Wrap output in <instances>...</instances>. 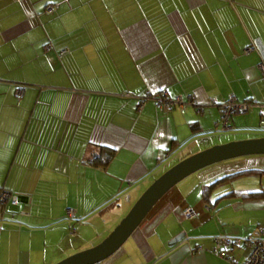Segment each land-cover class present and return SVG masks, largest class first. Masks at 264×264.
Returning <instances> with one entry per match:
<instances>
[{
    "label": "crops",
    "instance_id": "1",
    "mask_svg": "<svg viewBox=\"0 0 264 264\" xmlns=\"http://www.w3.org/2000/svg\"><path fill=\"white\" fill-rule=\"evenodd\" d=\"M263 58L264 0H0V189L19 196L0 209V264L95 246L179 161L264 136ZM158 92L193 103L159 109L146 98ZM232 95L254 105L226 131ZM259 158L234 170L257 169L235 178L250 181L219 182L209 202L226 163L183 179L105 263L230 264L216 237H264ZM226 250L244 262L252 248Z\"/></svg>",
    "mask_w": 264,
    "mask_h": 264
},
{
    "label": "water",
    "instance_id": "2",
    "mask_svg": "<svg viewBox=\"0 0 264 264\" xmlns=\"http://www.w3.org/2000/svg\"><path fill=\"white\" fill-rule=\"evenodd\" d=\"M253 155H264V136L215 144L184 158L154 179L100 243L69 255L55 264H102L132 236L157 202L183 179L218 162ZM177 241L178 239L174 242Z\"/></svg>",
    "mask_w": 264,
    "mask_h": 264
},
{
    "label": "built area",
    "instance_id": "3",
    "mask_svg": "<svg viewBox=\"0 0 264 264\" xmlns=\"http://www.w3.org/2000/svg\"><path fill=\"white\" fill-rule=\"evenodd\" d=\"M253 47L247 48L245 51L249 53ZM260 68L264 74V58L260 63ZM25 87H18L16 91V95L21 97L23 95ZM147 99H152L156 107L159 109H170L173 105L179 104L181 107L188 103H193L190 98V102H185L183 97L176 96L171 97L167 92H158V93H151L147 97ZM141 107H143V103H141ZM254 105L253 101H239L236 99L235 96H230L227 101H225L221 105V112H222V119H223V130H230L231 126V119L235 114H244L250 110L251 106ZM262 125H264V115L261 117ZM19 202V196L14 194L12 191L6 188L0 189V209L1 207L8 206V205H16ZM185 215L187 217H197V212L194 213L193 210L188 209L185 211ZM216 244L213 247V252L216 253L219 257H223V259L229 260L230 264H264V237H255V238H234L228 236H218L215 238ZM233 244H245L252 248L251 253L249 254L248 258L244 262H238L235 260L234 257H231L226 247L233 245Z\"/></svg>",
    "mask_w": 264,
    "mask_h": 264
},
{
    "label": "rangeland",
    "instance_id": "4",
    "mask_svg": "<svg viewBox=\"0 0 264 264\" xmlns=\"http://www.w3.org/2000/svg\"><path fill=\"white\" fill-rule=\"evenodd\" d=\"M260 128H261V133H264V125H262L261 123H260ZM236 132H232L233 133V135H232L233 137H236V135L234 134ZM229 133H231V132H229ZM241 135L243 136V138L251 136V135H249L246 132L243 133V134H241ZM237 138L239 139L241 137H237ZM252 157H260V158L263 157L264 158V155H262V156H244V157L233 158V159H230V160H225L223 162H220V164L226 163L225 165H227L226 167H227L228 172H231V171L237 170L238 168H242L243 169L244 167H248V165H252V160H250V158H252ZM216 165H218V164H216ZM259 168H262V167L260 166ZM234 172H236V171H234ZM234 172H232V173H234ZM232 179H233V181L232 182H229L228 185H231L232 184V186L237 187V188H239L240 186H242L246 182L250 181V178H245V177H240V178H237V179L232 178ZM105 261H107V260H104V262L102 264H106Z\"/></svg>",
    "mask_w": 264,
    "mask_h": 264
},
{
    "label": "trees",
    "instance_id": "5",
    "mask_svg": "<svg viewBox=\"0 0 264 264\" xmlns=\"http://www.w3.org/2000/svg\"><path fill=\"white\" fill-rule=\"evenodd\" d=\"M110 159H111V155H110V154H106V157L102 160V163H103L104 165H106V164L109 162ZM256 170H257V169H255V170H243V171H237V172H234V173H232V174H229V175H227V176H225V177H223V178H219V179L215 180V181L212 182V184H210L209 186L207 185V186L205 187V189H204V195H205L207 201L209 202V197H208V196H209V194H208L209 190H211L213 186L218 185L219 182H222V181L227 180V179L236 178V177H238V176H240V175L248 174V173H250V172H254V171H256ZM256 172H257V171H256ZM1 189H2V188H1ZM249 195H250V196H254L255 193H250Z\"/></svg>",
    "mask_w": 264,
    "mask_h": 264
}]
</instances>
